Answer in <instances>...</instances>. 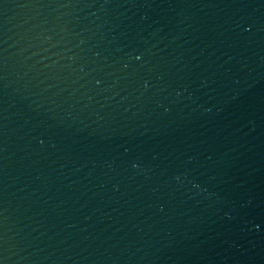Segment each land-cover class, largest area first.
I'll return each mask as SVG.
<instances>
[{"label":"water","instance_id":"obj_1","mask_svg":"<svg viewBox=\"0 0 264 264\" xmlns=\"http://www.w3.org/2000/svg\"><path fill=\"white\" fill-rule=\"evenodd\" d=\"M0 264H264V0H0Z\"/></svg>","mask_w":264,"mask_h":264}]
</instances>
